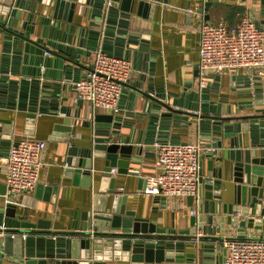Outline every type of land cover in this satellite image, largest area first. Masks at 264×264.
Segmentation results:
<instances>
[{"label":"crops","instance_id":"crops-1","mask_svg":"<svg viewBox=\"0 0 264 264\" xmlns=\"http://www.w3.org/2000/svg\"><path fill=\"white\" fill-rule=\"evenodd\" d=\"M139 1L141 0L133 1L129 16L124 17L120 8H116L99 20L98 27L91 25L88 15H79L76 11L71 27L63 21L59 28H50L52 30L49 36L43 38L45 43L53 41L57 44L55 47L48 45L52 53L26 52L28 50L23 49L24 41L20 36L14 33L7 35L0 30V156H6L10 146L23 136L46 141L47 148L42 158L43 166L37 186L33 191L16 197L14 203L24 219L49 224L52 235L91 238L90 231L87 234L72 232L73 223H86L83 212L92 211L94 197L101 193L100 186L108 185L107 180L100 184L101 176H115L116 191L113 195L118 198V206L125 205L126 210L134 212L136 217L147 218L156 227L165 229V233L156 232L157 239L185 243L182 249L168 253L173 258L182 253L183 259L187 255L195 256L194 263L205 264L202 261L204 252L200 248V243L205 239L199 237L207 234L196 229L194 234L181 235L192 226L191 209L195 210L196 216L207 214L197 211L200 197L192 202L188 197L164 199L161 195L144 193L143 189L146 176L157 171L155 141L161 139L175 143L199 142L203 147L201 175L204 179H215L219 161L204 155L205 148L208 143L221 140L223 146L218 148L216 156H222L230 147L231 137L214 134L206 136L200 133L197 120L189 118L190 126L185 127V120H178L173 116L172 121L169 118L162 123L164 136L159 133V120L156 131L150 135L151 139L144 141L145 134L139 135L137 130H144L147 126L148 117L140 118L146 97L140 95L133 86L139 85L143 91L155 97H163L164 102L169 104L174 99L182 100V108L191 103L193 99L190 95L193 93L199 94L196 103H200L202 90L206 89L207 92L203 94H208L212 100H222L224 108L235 105L237 114H264V75L247 69L222 75L208 73L206 84L203 87L199 84L201 24L204 21L212 24H236L247 14L261 23L264 21V0H143L145 4L140 12ZM28 7L27 0H0V21L11 16L14 27L20 33L30 32L35 25L34 34L31 33L35 37L43 29L40 23L43 16L36 13L30 23L28 16L31 12ZM260 25L264 26L263 23ZM93 30H97L99 35L90 33ZM98 49L116 57H127L132 63V76L124 85L119 100L120 110L115 114L126 119L129 124L128 127L121 128L122 134H138V138L141 136L140 144L137 143L138 138L133 143L129 165L132 172L121 174L115 168V174L111 171L105 173L102 171L104 158L94 160L93 168L89 169L90 173H85L86 168L78 165L81 159H87L82 157V151L93 143L94 113L108 112H95L87 102L73 100V83L92 68ZM53 85H58L55 94H52L55 90L50 89ZM44 87L47 90L49 88L46 101L41 103L40 97L34 100L33 96L38 95L39 90ZM33 110L36 116L30 119L27 114ZM67 120L72 121V126H76V134L70 135L69 140H66L63 130L56 128ZM261 123L263 122L260 121ZM233 133L234 137L239 136L240 146L235 147L243 150L248 148L252 157L259 156L260 148L252 146L250 136H255L254 139L258 140L261 131L250 134L245 128L241 132ZM247 135L249 142L246 141ZM139 145L142 148L141 155L137 153ZM99 154L102 155L103 152ZM209 161H212L211 166ZM221 181L219 189L210 190L220 207L223 203L232 202L234 197V182L228 178L226 169ZM3 183L5 169L0 167V187ZM109 196L112 197V194ZM217 196L220 198H216ZM4 201L5 194H0V204ZM216 215L226 216L221 211ZM237 215L242 218L239 213ZM256 219L261 220V216L256 215ZM218 225H224L225 232H217L219 238H212L210 241L220 243L221 248H224V238L238 237L236 228L233 223H226V220H219L214 227ZM23 234H26L25 237L37 235L35 232L20 235L23 237ZM249 236L264 237V224L262 229L247 227L246 237ZM221 252H210V255L217 257ZM187 262L189 261L181 264H189ZM116 263L118 264L117 261Z\"/></svg>","mask_w":264,"mask_h":264},{"label":"water","instance_id":"water-1","mask_svg":"<svg viewBox=\"0 0 264 264\" xmlns=\"http://www.w3.org/2000/svg\"><path fill=\"white\" fill-rule=\"evenodd\" d=\"M133 1L110 0V4L107 5L106 0H27L28 9L31 12L28 16L30 23L36 13L39 12L43 16L40 22L43 29L40 34H36L35 37L31 36V33L34 34L36 30L35 25L31 27L30 32L20 33L14 27V19L11 16L6 17L2 22L0 21V30L7 35L14 33L20 36L24 41L23 49L28 50L26 52L44 51L45 53H52L48 45L55 47L57 44L53 41H51L53 43L50 41L45 43L43 38L48 37L52 29L59 28L63 21L69 23L71 27L76 11L79 12V15H88L91 25L98 27L100 26L99 20L107 16L108 13H112L116 8H120L124 17L129 16L132 12ZM144 4L145 1H139V12ZM262 23L264 24V21L259 24ZM90 33L99 35L97 30L90 31ZM133 88L140 95L146 97L140 118L148 117L147 126L144 130H137L139 135L145 134L144 141L151 139L150 135L156 131V123L159 120L161 121L159 133L164 136L162 123L169 118L172 121L173 116L178 120H185V127L190 126L189 118L197 120L200 133L206 136L214 134L231 137L230 147L224 151L222 156H216L218 148L223 146L221 140L216 139L206 146L207 150L204 155L219 161L215 179L210 177L204 179L201 176L197 211L207 214L203 216L194 214L191 217V228L181 233V235H190L194 234L196 229L203 230L207 234L199 237V239H205L200 243V248L204 252L203 263L224 264L226 249L221 248L220 243L210 241L212 238H214L213 240L219 238L216 235L217 232H222V234L225 232L224 225L214 227L215 223L217 224L219 220H226L228 224L233 223L236 234L240 238L246 236L247 227L263 228L264 141L262 140H264V114H237L235 105L224 108L222 107V100H212L208 94H203L207 92L206 89L202 90L200 103H196L199 94L193 93L190 95V98L193 99L191 103L182 108V100L174 99L169 104L164 102L163 97H155L151 93L143 91L139 85L133 86ZM50 89H54L52 94H55L58 85H53ZM48 90L44 87L39 90L38 95L33 96V99L37 100L40 97L41 103L46 101ZM12 105L15 106V103L12 102ZM35 116L34 110L27 114L30 119H34ZM126 121L111 111L94 113L92 120L95 129L93 143L91 147L82 151V157L85 156L87 159L83 158L78 163L79 166L86 168L85 173H90L89 169L93 168L94 160L102 158L105 159L102 168L105 173H109L112 168H117V172L121 174L132 172L129 170L130 156L138 134L134 136L121 133L122 127L129 126ZM260 121L263 123L260 124ZM56 128L63 130L66 140H69L70 135L76 134V126H72V121L69 120L65 121L63 125L56 126ZM245 128L250 134L261 131L258 140L254 139L255 136H250L252 146L260 148L259 156L252 157L251 150L248 148L243 150L235 147L239 145V136L234 137L233 132H241ZM139 140H141V136L137 141L140 144ZM246 141L249 142L248 135ZM157 142H164V140L159 139ZM140 146L137 148L139 155L142 153ZM72 151L74 152V149ZM99 152H103V154L101 155ZM211 163L212 161H209L210 166ZM224 169L228 171V178L234 182V197L232 202L223 203L220 207L217 200L214 199L215 195L210 190L220 188ZM106 180L108 181L107 187H101V185V193L94 197L92 211L83 212V218L87 220L86 223L81 225L78 222L73 223L74 230L72 232L80 231L87 234L92 230L96 236L91 238H67L64 235L54 237L49 232V224L45 225L38 221L33 222L24 219L17 210L18 206L14 203V197H10L8 201L0 204V229L5 232L4 235L0 236V264L4 262L9 264H117L116 261L118 264H164L166 262V264H181L183 261H189L187 262L189 264H198L194 263L195 256L187 255L188 259H183L182 253L175 255L176 258L169 255L168 253L175 252V249H182L185 243L166 241L162 238L157 239L156 232L165 233L166 230L156 227L147 218L136 217L134 212L126 210L125 205L118 206L116 203L118 198L113 195L116 191V177L101 176L100 184ZM109 193L112 194V197L109 196ZM0 194H6L5 183L0 187ZM163 198L165 199V197ZM188 198L191 202L194 200V196H188ZM216 198L219 199L220 196ZM220 211L226 216L216 215ZM238 213L242 218L237 215ZM256 215L261 216V220L256 219ZM25 232H35L37 235L23 238L20 234ZM11 233H16V235L12 236ZM103 235L104 237H102ZM214 251L222 252L216 257L213 254L210 255V252ZM171 261H175V263Z\"/></svg>","mask_w":264,"mask_h":264},{"label":"built area","instance_id":"built-area-1","mask_svg":"<svg viewBox=\"0 0 264 264\" xmlns=\"http://www.w3.org/2000/svg\"><path fill=\"white\" fill-rule=\"evenodd\" d=\"M106 4L109 5L110 0H106ZM240 69L264 75V26L249 14L231 25L204 21L200 26V87L206 84L208 73L222 75ZM131 76L132 63L127 57H116L98 49L92 68L73 83V100L87 102L95 112L103 110L116 114L120 110L119 100L124 85ZM154 147L157 171L146 176L143 192L166 199L194 196L197 200L202 176V145L191 141H155ZM46 148L45 140L23 136L10 146L6 156H0V167L5 169L7 201L10 197L16 198L35 189ZM111 173L115 174L116 169L112 168ZM191 214H195L194 209H191ZM4 234V230L0 229V236ZM89 234L96 236L94 231ZM222 246L226 249L224 264H264L263 236L227 237Z\"/></svg>","mask_w":264,"mask_h":264},{"label":"rangeland","instance_id":"rangeland-1","mask_svg":"<svg viewBox=\"0 0 264 264\" xmlns=\"http://www.w3.org/2000/svg\"><path fill=\"white\" fill-rule=\"evenodd\" d=\"M166 199V198H165ZM64 235H66V234H64ZM54 237H56L55 235H53Z\"/></svg>","mask_w":264,"mask_h":264}]
</instances>
